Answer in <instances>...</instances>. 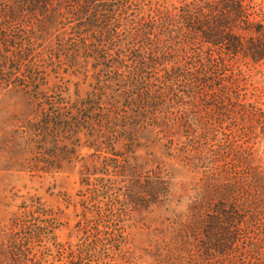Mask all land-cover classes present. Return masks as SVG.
I'll use <instances>...</instances> for the list:
<instances>
[{
  "label": "rangeland",
  "instance_id": "rangeland-1",
  "mask_svg": "<svg viewBox=\"0 0 264 264\" xmlns=\"http://www.w3.org/2000/svg\"><path fill=\"white\" fill-rule=\"evenodd\" d=\"M179 1L54 0L59 13L25 22L20 69L7 61L0 80V264H251L257 251L264 258V60L231 63L245 107L223 122L215 106L175 104L177 98L145 107L118 76L132 65V21L156 3ZM254 1L264 10V0ZM49 102L128 116L131 133H117L113 144L122 156L89 145L98 125L94 136L86 126L60 127L40 142L33 129ZM112 158L145 170L161 165L170 178L166 198L147 206L125 201ZM235 171L260 185L254 215L240 232L252 252L206 256L186 230L201 225L218 198L215 185L233 182Z\"/></svg>",
  "mask_w": 264,
  "mask_h": 264
},
{
  "label": "trees",
  "instance_id": "trees-1",
  "mask_svg": "<svg viewBox=\"0 0 264 264\" xmlns=\"http://www.w3.org/2000/svg\"><path fill=\"white\" fill-rule=\"evenodd\" d=\"M53 1L0 0V80L5 74L7 61L13 68L20 69L24 57L19 34L25 31V22L40 20L39 17L46 16L50 10L59 13L57 6L62 3L65 6V1L70 6H89L96 0H56L59 2L57 6L53 5ZM110 1L114 5L124 0ZM18 38L21 39L19 42ZM130 38L131 48L128 51L132 65H123L128 70L119 72L118 76L124 85L130 87L128 91L140 96L145 107L155 104L162 96L170 97L172 102L177 98L175 104L180 102L194 108L215 106V112L223 122L235 118L233 116L245 107L242 99L239 100L240 93L235 88L233 75L228 73L231 63L238 57L254 62L264 60V10L254 0H181L171 5L156 3L149 8L146 16L132 21ZM27 40L30 44V39ZM9 46L14 48L8 49ZM5 80L6 85L14 82ZM48 104L49 108L41 111L42 118L33 129L35 136H41L40 142L45 141L46 135L56 134L60 127L73 130L86 126L90 135L94 136L95 125H98L96 137L89 145L98 151L105 144L116 157L122 156V152L114 150L113 144L120 138L117 133L120 136L122 132L131 133L128 116H119L117 111H112L113 115L99 112L85 114L84 105H71L65 110V106L59 107L54 102ZM248 105L250 111H255L253 104ZM74 108L76 114L72 113ZM117 126H121V131L117 130ZM112 159L124 178L125 201L133 206H147L166 198L170 178L161 165L145 170L143 165H133L125 159L122 162ZM234 173L238 175L233 177V182L215 185L212 192L218 193V198H211L201 225H188L186 230L189 236L198 240L197 247L206 256H230L238 250L244 256L252 252L245 247L250 243L240 240V232L245 230L242 225L248 223L250 215H254L260 200V185L257 179L247 180L244 172H240L242 175ZM257 255L258 251L251 264H264V258ZM240 261L244 264V260Z\"/></svg>",
  "mask_w": 264,
  "mask_h": 264
}]
</instances>
